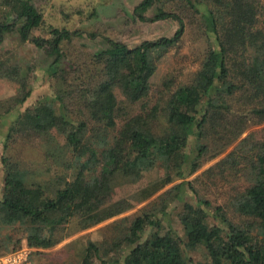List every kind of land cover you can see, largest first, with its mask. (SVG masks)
<instances>
[{
	"label": "trees",
	"instance_id": "trees-1",
	"mask_svg": "<svg viewBox=\"0 0 264 264\" xmlns=\"http://www.w3.org/2000/svg\"><path fill=\"white\" fill-rule=\"evenodd\" d=\"M153 1L136 12L178 20L172 37L131 47L102 35L105 46L87 50L81 41L97 32L48 23L34 0H0V81L15 86L0 99V122L13 117L0 134V255L24 243L53 248L150 200L106 224L81 264H264V127L240 139L264 123V0H185L201 16L206 54L189 81L156 85L157 62L182 39L184 21L163 9L145 16ZM27 43L47 58L43 71L22 51ZM38 71L52 94L19 111ZM237 141L203 173L247 180L219 205L189 178ZM22 143L41 161L17 151ZM230 207L251 218L236 222Z\"/></svg>",
	"mask_w": 264,
	"mask_h": 264
},
{
	"label": "rangeland",
	"instance_id": "rangeland-1",
	"mask_svg": "<svg viewBox=\"0 0 264 264\" xmlns=\"http://www.w3.org/2000/svg\"><path fill=\"white\" fill-rule=\"evenodd\" d=\"M142 1L144 0H34L35 4L44 10L48 23H53L60 27H78L97 32L99 36L93 42H89L87 39L81 41L84 42L87 50L104 47L105 40L102 35L124 42L131 47L137 46L144 41H155L161 37H172L180 27L179 21L172 17L152 21L142 20L135 10ZM193 1L195 4L197 3V0ZM198 6L200 7V5ZM158 9L180 15L184 21V34L179 43L171 47L157 62V70L152 77V82L154 85L159 84L167 76L175 78L177 83L187 82L200 68L208 47L207 34L203 28L201 16L185 0H154L153 6L144 14L145 16L153 17ZM22 51L25 54L27 53L28 57L36 56L40 65L38 70L43 71V64L47 58L43 56L41 51H38L32 43H27ZM33 88L32 95L24 105L18 108L19 111H23L27 106L34 105L42 97L52 94L48 76L41 71H38L36 78L33 79ZM14 93L15 86L12 83L0 81V99L9 97ZM12 118V115H9V117L1 120V137L7 132ZM263 127L264 123L250 127L240 139L252 130H262ZM239 141L230 145L220 157L208 160L200 170L189 178L193 179L199 176L198 184L203 188H207L209 197L219 205L228 204L230 191L242 189L248 185V182L245 179L234 177L233 172L230 170L223 173L225 176H222L217 171L218 173L211 178L208 177V173H203L233 150ZM24 144H19L16 150H20L21 146L23 156L31 159L33 157L35 161H41L39 155L37 156L34 153L35 148L31 144ZM2 153L3 146H0V156ZM226 176L228 179H225ZM154 178H156L155 172L145 173L139 183L125 188L123 192L124 194L131 193V191L133 192L145 186ZM233 178L235 179L231 180ZM0 179H3L1 169ZM201 183H204L205 187ZM1 186L0 191H2ZM149 201L143 202L136 209H131L121 216L105 221L90 229L74 233L53 248L37 250L25 243L18 249H14L13 245L7 248L2 246V254L0 256L26 250V264H81L86 245L89 241H101L104 238L103 228L106 224L116 222L123 216L133 217L134 213ZM226 211L236 222H242V220L250 217H241L232 207L230 209L226 208ZM174 225L175 228L180 230L179 224L175 222ZM198 256V252L194 254V257L198 258Z\"/></svg>",
	"mask_w": 264,
	"mask_h": 264
},
{
	"label": "built area",
	"instance_id": "built-area-1",
	"mask_svg": "<svg viewBox=\"0 0 264 264\" xmlns=\"http://www.w3.org/2000/svg\"><path fill=\"white\" fill-rule=\"evenodd\" d=\"M26 263H27L26 250L0 256V264H26Z\"/></svg>",
	"mask_w": 264,
	"mask_h": 264
}]
</instances>
